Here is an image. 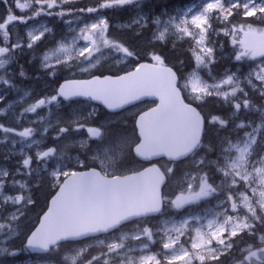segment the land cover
<instances>
[{"label": "snow or ice", "instance_id": "1", "mask_svg": "<svg viewBox=\"0 0 264 264\" xmlns=\"http://www.w3.org/2000/svg\"><path fill=\"white\" fill-rule=\"evenodd\" d=\"M0 2L8 5L6 15L0 16V85L22 93L15 103L23 102L32 93L13 83L14 74L9 72V67L25 48L34 51L46 34L55 42V47L40 57L41 66L49 75L54 76L65 68L90 73L103 63L119 66L129 58H138L132 46L109 35V19L101 10L133 11L135 15L130 21L119 27L133 30L135 26V36L139 37L151 26L152 44L172 41L175 47L177 41L191 38L190 50L196 61V68L183 85H178L177 73L166 64L163 52L153 48L148 52L152 63H139L122 75L65 80L54 95L36 99L18 115L12 113L17 124L25 113H36L37 119L30 123L40 124L39 129L17 130L0 122L4 159L17 154L22 157L15 173L0 167V220L3 221L0 222V256L14 257L23 250L46 254L39 257L38 264H221L222 257L224 264H264V0H199L185 9L174 10V14L166 8L159 14H154L152 9L146 12V0H100L96 6L79 9L63 7L75 0ZM12 4L25 15L17 16ZM54 8L60 11H52ZM74 13L81 14L75 15L78 32L72 27L73 20L63 19ZM84 13L95 15L86 18ZM236 15L240 16V22L233 23ZM44 17H59L75 35L70 40L66 36L55 40L54 30L42 22ZM213 21L223 27L214 28ZM17 23L25 26L26 42L19 34ZM220 31L231 36L232 44L238 46L236 61L247 58L255 62L260 58L258 63L249 65L242 78V69L226 70L220 78L213 75L211 65L216 61L210 36L219 35ZM79 41L85 43L79 45ZM19 67V76L27 78L23 65ZM201 70L207 71L212 83L200 75ZM182 89L188 91L190 101L205 103L210 97L219 98L229 111L226 116L202 115L191 102H185ZM249 92L259 98V103ZM58 97L66 101L85 97L102 102L109 110L121 109L142 97H156L159 103L138 115L131 134H111L106 124L89 126L78 117L65 122L57 116L53 125L38 109L54 102L59 104ZM4 99L0 95V104ZM12 109L13 103L0 107V117H7ZM52 115L49 107L48 116ZM94 115L95 110L84 120ZM250 115L256 118L251 119ZM62 123L64 126H60ZM53 127L57 128L53 137L56 141L70 131L86 129L88 139L75 142L91 152V162L87 153L84 160H75L86 171L72 170L73 158L67 152L73 146L71 142L66 140L62 146L41 148L49 128ZM37 131L40 139L34 138ZM210 131L215 133V142L209 140L205 144L203 138ZM221 132L226 134L221 136ZM88 140H95L96 146L90 149ZM8 142L12 148L7 147ZM17 144L21 145L18 153ZM33 146H36V167H33L34 157L25 150ZM209 153H218L216 159H210ZM129 158L141 166L128 167L126 173L118 174L128 165ZM50 160H55V167L48 174L59 190L39 226L26 237L22 248L17 249L13 241L19 236L20 218L34 201L30 195L23 194L30 182L17 180L15 175L36 180L48 172ZM178 161L194 171L186 170L177 179L181 191L175 198L165 197L161 187L174 176ZM142 162H149V166L144 167ZM109 168L113 171H108ZM217 175L218 184L214 182ZM241 184L243 191L237 188ZM17 185L20 191L16 195L5 191ZM210 198L216 199L214 209L196 211ZM9 204L17 207L5 216V206ZM166 210H184L185 215L176 220L167 216ZM154 218L158 219L150 226ZM128 224L132 229L125 231ZM98 234H104L103 238ZM242 236L250 237V242H238L237 238ZM181 237L185 238L183 242ZM129 240L139 244L130 245ZM81 241L87 242L81 244ZM157 243L161 251L149 252L150 246ZM92 248L99 251L86 258ZM54 255L61 256L58 262L52 259Z\"/></svg>", "mask_w": 264, "mask_h": 264}, {"label": "flooded vegetation", "instance_id": "2", "mask_svg": "<svg viewBox=\"0 0 264 264\" xmlns=\"http://www.w3.org/2000/svg\"><path fill=\"white\" fill-rule=\"evenodd\" d=\"M23 2V0H21ZM9 4H11V0H9ZM8 5H6L3 2H0V16L6 15L5 9ZM13 10L17 16L25 15L24 12H21L19 9H15L14 4H12ZM167 9V11L171 12L172 7L171 5H160V11H163L164 9ZM52 11H60L59 8H54ZM49 24L48 27L52 28L54 30L55 34V40H60L62 37H67L69 40L71 39L72 35H75V33H70L68 31V25L62 23L61 19L59 17H47ZM37 21H41L40 17L36 18ZM65 20V19H64ZM32 21H29V23ZM39 27V24L36 25ZM16 27L19 30L20 36L23 37L24 41H27V36L25 33V26L22 24L17 23ZM73 28L77 27L75 25H72ZM78 32V31H77ZM12 42H15V37L13 36ZM55 47V42L53 41L52 37L48 34H46L45 37L42 38L41 41H38L34 51H30L27 48H25V51L23 54L18 55L17 62L13 63L9 67V72L13 73L12 75V81L14 84L18 85L20 89H29L31 90L32 95L28 98H26L21 103H15L19 100V96L22 94L20 92H17L15 89L7 88L4 85H0V95H3L5 97L2 104H0V107H5L9 103H13V109L9 112V115L7 117H0V122L5 123L6 126H11L17 128V130H21L22 127H33V128H40V124L38 123H30V121L37 119L36 113H25V116L20 119L19 123L13 122V115L14 112L16 115L19 114L20 111H22L23 107H26L28 104L34 102L36 99L43 97V96H50L54 95L56 93V90L59 88L61 84L65 82V80L68 79H86L91 77L92 75H118L122 74L126 71L131 70L134 68L141 59L138 58H129V61L125 64H121L119 66L110 64V63H103L102 65L98 66L95 69H92L90 73H81L77 69H67L65 68L63 71H57L56 75H49L47 74V70L43 69L40 63V57L42 54L50 49ZM20 65H23L24 70L26 72L27 78H22L19 76V70ZM60 66H57L59 68ZM184 96L186 97L188 95V92L186 90L183 91ZM59 104L54 102L51 106L44 107L42 109H38V113L40 115H43L45 117H48L53 125L56 124V117L59 116L62 121H68L69 119L74 118H80L82 122L87 123L89 126H100L101 124L107 125V131L111 134H131L133 131V128L135 126V121L137 119V116L153 106L155 104V101L152 100H142L138 103L132 104L122 110H118L115 112H110L106 110L104 107L100 106L99 104L95 103L93 100H89L88 98H82V97H75L70 101H66L63 99V97H58ZM49 107L52 111V116L49 117ZM95 110V115L88 120H84V117L88 115V113L93 112ZM60 126H64L62 123ZM57 128H49L48 133L44 137V142L41 145L42 149H46L49 146L58 145L62 146L64 142L67 140L73 144L72 147L67 149L68 155L72 157L71 165L72 170L76 171H86V168H81L79 165L75 163L76 158H79L80 160H84L86 158L87 153V159L89 162H91V152L88 149H81L78 143H75L76 141L88 139V133L86 129H81L79 132L70 131L69 133L65 134L64 137L61 138V140L56 141L53 139V137L56 135ZM15 139L19 140V137H14ZM35 139H40V132L37 131V133L34 136ZM27 143V142H26ZM89 148H94L96 146L95 140H88ZM8 148H12L10 142L7 143ZM21 145L17 144L15 146V151L18 153ZM3 149L4 146L0 145V167H4L9 169L12 173H15V168L17 166V162L22 159L20 155H11L10 159L5 160L3 157ZM26 152L29 155H32L34 157L33 160V167H36V161H35V151L36 146H33L32 149H25ZM48 167V172L42 173L40 177L36 180H33L32 177L22 176L19 174L15 175V179L17 180H27L30 182L29 189L24 192L25 195H30L32 197V200L34 203L27 205L24 212L25 214L20 218L19 222V236L18 238H15L14 240H22L28 235L30 230L32 229L31 226H34L38 220V217L40 216L42 209H44L47 205V202L52 194H54L58 187L55 186L53 182V178L48 174L51 172L52 168L55 167V160H50ZM141 164L134 163L131 158H129L128 165L124 168H121L118 172L126 173L127 168H139ZM96 167L99 169V164L96 165ZM65 170H68L66 167ZM108 171H113L112 168H109ZM63 177H61V180ZM5 191L8 194L16 195L20 190L19 186L17 185L15 189L8 187L5 189ZM17 206L7 205L5 206V211L3 215H7L9 212L15 211V208ZM40 210V211H39ZM29 213L32 214V217L29 218ZM0 222H3L0 220ZM31 228V229H30ZM154 250L156 252H159L161 249V246L159 243L152 245ZM235 251V249H234ZM221 263H224V258H221Z\"/></svg>", "mask_w": 264, "mask_h": 264}, {"label": "rangeland", "instance_id": "3", "mask_svg": "<svg viewBox=\"0 0 264 264\" xmlns=\"http://www.w3.org/2000/svg\"><path fill=\"white\" fill-rule=\"evenodd\" d=\"M80 1H82V0H75V3H73V4H67V5H64L63 7L65 9H68V8L79 9L78 2H80ZM99 2H97L94 6H96ZM146 2H147V0H146ZM198 2H199V0H197L194 3H198ZM191 4H193V3H187V4L183 5V6L177 7L176 9H185L187 6H189ZM84 8H87V7H84ZM104 11L105 10H101L102 14L107 17V15H106V13ZM172 13L174 14V11ZM75 15H81V14L80 13H74L73 15H66L63 19H65V20H73L74 21L73 25H75L77 27V31H79V27L77 26V23L75 22ZM90 15H95V14H88V13H84L83 14V16L86 17V18L88 16H90ZM134 15H135V13L130 10V15L127 16L126 18L117 19V20H114L112 22H109V24H110L109 35L117 39V36L119 34L118 32H120L121 30H127V29H121L119 26L121 24H125V23L129 22L130 19H131V17L134 16ZM240 19H241L240 16L239 15H236V16H234L232 18V22L233 23L240 22ZM249 20L250 21H254L255 23H259L258 21L255 20V18H249ZM43 23L47 24L46 22H43ZM79 26L82 27L83 25L80 24ZM213 27L214 28H217V29H220V28L223 27V25L220 24V23H218V22H216V21H213ZM133 30L134 31L136 30L135 29V26L133 27ZM148 36H150L149 37L150 38L149 40H151V31H150V33H149ZM184 40H189L191 42V38H188V37H186ZM210 40L213 42L212 43V46L215 49V51H214V57H215V61L216 62L213 65L217 66V69H219V72L218 73L214 72L213 69H212V72H213V75H215L217 78H220L222 76V74L226 70H229V69L232 70V71H236L237 69H242V72L240 73L241 78H242L243 77V74L248 71L249 65H254L255 63H258L259 60H260V58H257V60L254 62L252 60H249V59L245 58V59H243L241 61H236L235 60V55L239 51V48H238V46H234L232 44V38H231V36H225L224 33H223V31H220L219 35H215V34L211 35L210 36ZM84 43H85L84 41H79V45H83ZM191 54H192V58H193V62H194V68H196V61L194 59V56H193L192 51H191ZM213 65H211V68H212ZM192 72H193V70L190 71V72H188V73H186L183 76V82H182V84L184 83L185 78H187L189 76V74L192 73ZM200 75L205 80H208L209 83H212V80L209 79L206 70H204V71L201 70L200 71ZM249 94H250V96L254 100L257 101V103H259V98L257 96L253 95L251 92H249ZM195 102L200 103L198 101H195ZM222 106H223V111L224 112H223V114L221 116H226V114L229 111V109L227 107H225L223 105V103H222ZM249 118L255 119L256 117H255V115H250ZM220 134H221V136H223L226 133L225 132H221ZM217 154L218 153H215V156H210L209 155V158L214 160V159H216V155ZM201 155H203V152H201ZM177 179L178 178L172 179L171 182H169L168 185L166 186V190L169 193L168 196H166V197L175 198V196L178 195L179 192L181 191V187L176 183ZM214 182L216 184H218L220 182V178H219L218 175L215 176ZM237 188L239 190L243 191V185L242 184L241 185H238ZM215 205H216V199L210 198V200H209L208 203L202 202L199 205V207L196 208V211L199 212L202 209H214L215 208ZM215 210L220 211V209H215ZM166 215L167 216L175 217L176 220H179L182 216L185 215V211L184 210H181L180 212H175V211H167L166 210ZM31 217H32V214L29 213V218H31ZM155 223H156V219H153L152 222H151V224H150V226H154ZM131 229H132V226H131ZM17 230L19 232V230H20V227L19 226H18V229ZM125 231H129V229L128 230H125ZM100 238H103V237H100ZM184 239H185L184 237H181V241L182 242L184 241ZM249 239H250V237H248V236H242V237H238L237 238V241L240 242L242 240L244 242H248V241H250ZM86 242L87 241H85L84 243H86ZM13 243H14L15 248H17V249L22 248V242H21V240L13 241ZM128 243L130 245H134V246L139 244V242L131 241V240H129ZM81 244H83V243H81ZM186 246H189V245H186ZM94 249H97V248H94ZM98 251H99V249L98 250H94L93 253H90V255L87 258H91V256L97 254ZM148 251L149 252H156L154 250V248H153L152 245L150 246V249ZM160 251H161V249H160ZM138 254H139V252L136 253V255H138ZM19 255H20V257H19ZM44 255H46V254L38 255V254H34V253H29L27 250H23V251L18 252V254L16 256H14V257L9 256V257H7L5 259H2L3 257L0 256V264H38L39 257H42ZM60 258H61L60 255H54L52 257V259L54 261H57V262L60 260ZM101 264H102V262H101ZM194 264H198V262H194ZM221 264H224V263H221Z\"/></svg>", "mask_w": 264, "mask_h": 264}, {"label": "trees", "instance_id": "4", "mask_svg": "<svg viewBox=\"0 0 264 264\" xmlns=\"http://www.w3.org/2000/svg\"><path fill=\"white\" fill-rule=\"evenodd\" d=\"M99 1L100 0H82L78 2V7L84 8V7L94 6ZM196 1L197 0H147L145 10L148 11L149 9H152V11L154 10L159 11L160 5L164 4V5H171L173 12L174 10H176L177 7L183 6L187 3H194ZM104 12L108 17L109 22H112L117 19H123L130 15V10L128 9L105 10ZM135 31L121 30L120 32H118L119 34L117 36V39L128 46H132L133 50L138 53V59L141 60L150 59V57L148 56V52L152 51L153 48H155L156 51L163 52L166 58L165 61L166 64L172 66L176 70L179 76H184L186 73L194 69V62L190 50V48L192 47V43L189 40L177 41L175 47H173L172 41H169L167 44H163V45H161L159 42H156L155 44H151L149 42L150 40L144 41V37L148 36L151 31V27L148 30H145L139 37L135 36ZM212 69L216 73L219 72V69H217V66L215 65L212 66ZM196 106L205 116H208L209 114L222 115L224 112L222 102L219 100V98L216 97H210L207 99L205 103L200 102L197 103ZM207 127L208 126L206 125V128ZM203 139L205 144H207L209 140H213V142H215V133L210 131L207 135H205ZM209 155L215 156V153H209ZM185 169H190V166L183 165V163L181 162H177L175 164V174L173 177L180 174ZM168 194L169 193L167 192L166 187L163 188V195L166 197L168 196ZM43 210L44 209H42V211ZM127 227L128 225L126 226V228ZM69 246L70 245H66L65 247L67 248ZM91 250L92 249H90L89 252H91ZM87 254L86 257L88 256Z\"/></svg>", "mask_w": 264, "mask_h": 264}, {"label": "water", "instance_id": "5", "mask_svg": "<svg viewBox=\"0 0 264 264\" xmlns=\"http://www.w3.org/2000/svg\"><path fill=\"white\" fill-rule=\"evenodd\" d=\"M140 63H152V62H148V61H142V62H140ZM170 67V66H169ZM173 69V68H172ZM134 70V69H133ZM132 71V70H131ZM173 71L175 72V70L173 69ZM124 74V73H123ZM106 75H109V74H106ZM122 75V74H121ZM90 79V78H89ZM177 79H178V77H177ZM146 98H148V99H155L156 101H157V103H159V101H158V99L156 98V97H142L140 100H142V99H146ZM140 100H138V101H140ZM94 101V100H93ZM138 101H134L133 103H135V102H138ZM95 102H97V103H99V104H101L102 106H104L105 108H106V106L102 103V102H100V101H95ZM133 103H131V104H133ZM156 103V104H157ZM128 105H130V104H128ZM128 105H125L124 107H126V106H128ZM123 107V108H124ZM153 107H155V106H153ZM107 109V108H106ZM122 109V108H121ZM109 110V109H108ZM116 110H119V109H116ZM116 110H110V111H116ZM147 111V110H146ZM199 111V110H198ZM165 159H167L166 157H165ZM147 166H149V165H147ZM147 166H145V167H147ZM163 186V185H162ZM59 190V189H58ZM161 193H162V187H161ZM56 194V193H55ZM54 194V195H55ZM54 195H52V197L54 196ZM52 197L49 199V202H48V206H47V208H46V210L42 213V215L40 216V218H39V220H38V223L36 224V226L33 228V230L32 231H34L35 230V228L36 227H38L39 226V221H40V219L43 217V215H44V213L47 211V209H48V207L50 206V202H51V199H52ZM31 233V232H30ZM30 235V234H29Z\"/></svg>", "mask_w": 264, "mask_h": 264}, {"label": "bare ground", "instance_id": "6", "mask_svg": "<svg viewBox=\"0 0 264 264\" xmlns=\"http://www.w3.org/2000/svg\"><path fill=\"white\" fill-rule=\"evenodd\" d=\"M153 13H154V14H159V11L154 10ZM150 27H151V26H150ZM149 37H150V36H145V37H144V41H145V40L148 41V40L150 39ZM149 42H150V41H149ZM151 44H152V43H151ZM128 229H130V228H128ZM94 250H98V249H94V248H92V250H91L90 253H93ZM2 257H3V256H2ZM5 258H7V257H3L2 259H5Z\"/></svg>", "mask_w": 264, "mask_h": 264}]
</instances>
